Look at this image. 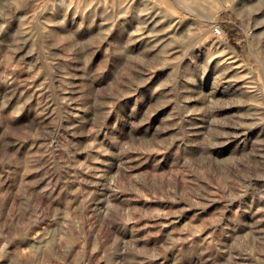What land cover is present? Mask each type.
I'll list each match as a JSON object with an SVG mask.
<instances>
[{"label": "rangeland", "instance_id": "374dc122", "mask_svg": "<svg viewBox=\"0 0 264 264\" xmlns=\"http://www.w3.org/2000/svg\"><path fill=\"white\" fill-rule=\"evenodd\" d=\"M0 264H264V0H0Z\"/></svg>", "mask_w": 264, "mask_h": 264}, {"label": "built area", "instance_id": "2783aa9c", "mask_svg": "<svg viewBox=\"0 0 264 264\" xmlns=\"http://www.w3.org/2000/svg\"><path fill=\"white\" fill-rule=\"evenodd\" d=\"M213 33L217 36H221L222 35V28L219 24L214 25L213 27Z\"/></svg>", "mask_w": 264, "mask_h": 264}, {"label": "bare ground", "instance_id": "6f19581e", "mask_svg": "<svg viewBox=\"0 0 264 264\" xmlns=\"http://www.w3.org/2000/svg\"><path fill=\"white\" fill-rule=\"evenodd\" d=\"M7 219V218H6ZM6 223H7V221H6Z\"/></svg>", "mask_w": 264, "mask_h": 264}]
</instances>
